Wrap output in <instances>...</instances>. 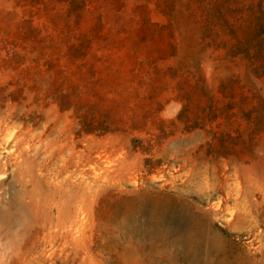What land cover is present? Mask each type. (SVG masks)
Segmentation results:
<instances>
[{
  "label": "rangeland",
  "instance_id": "374dc122",
  "mask_svg": "<svg viewBox=\"0 0 264 264\" xmlns=\"http://www.w3.org/2000/svg\"><path fill=\"white\" fill-rule=\"evenodd\" d=\"M0 264H264V0H0Z\"/></svg>",
  "mask_w": 264,
  "mask_h": 264
},
{
  "label": "trees",
  "instance_id": "16d2710c",
  "mask_svg": "<svg viewBox=\"0 0 264 264\" xmlns=\"http://www.w3.org/2000/svg\"><path fill=\"white\" fill-rule=\"evenodd\" d=\"M251 61H253V62L255 61V60L253 59V57L251 58Z\"/></svg>",
  "mask_w": 264,
  "mask_h": 264
}]
</instances>
